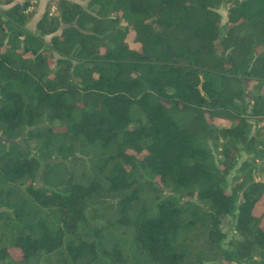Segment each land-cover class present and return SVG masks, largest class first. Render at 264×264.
Here are the masks:
<instances>
[{"label": "trees", "instance_id": "obj_1", "mask_svg": "<svg viewBox=\"0 0 264 264\" xmlns=\"http://www.w3.org/2000/svg\"><path fill=\"white\" fill-rule=\"evenodd\" d=\"M0 6V264H264V0Z\"/></svg>", "mask_w": 264, "mask_h": 264}, {"label": "rangeland", "instance_id": "obj_2", "mask_svg": "<svg viewBox=\"0 0 264 264\" xmlns=\"http://www.w3.org/2000/svg\"><path fill=\"white\" fill-rule=\"evenodd\" d=\"M84 7L87 6V1L88 0H79ZM219 13L221 14L222 16V25H224L227 21V9L225 8H220L219 9ZM34 20L33 22L31 21V23L29 24V29H33V26H34ZM223 125H226L227 123L226 122H223L222 123ZM213 147V150H214V153L216 155V157L218 156L217 155V151L215 150L214 146ZM249 158L248 155H246L245 153L242 154L240 160H239V164L236 168V171H234L231 176H229L228 180H229V183L232 184L233 183V180H234V177L237 175V172H238V169L241 167V164L247 160ZM257 169H255V177L256 179H258L259 181H262L264 182V161H259L257 162ZM263 204H264V201L260 202V204L258 205L257 207V211H261V209L263 208ZM222 229L224 232H226L228 234V241L229 239H231L232 237H234L235 235V232H234V219L232 217H224L223 218V222H222V225H221ZM227 243V242H226Z\"/></svg>", "mask_w": 264, "mask_h": 264}, {"label": "crops", "instance_id": "obj_3", "mask_svg": "<svg viewBox=\"0 0 264 264\" xmlns=\"http://www.w3.org/2000/svg\"><path fill=\"white\" fill-rule=\"evenodd\" d=\"M17 1H19V2H21L22 0H17ZM51 0H34V3H36L37 4V10H36V13L34 14V16H33V18H32V22H33V20H34V26H33V29H30V30H35V28H36V25H37V23H38V21L44 16V14L46 13V7H47V5L49 4V2H50ZM74 1H76V2H78V3H80V4H82L79 0H74ZM87 3H88V1H87ZM83 5V4H82ZM0 7H3V8H5L6 6H0ZM31 9V8H30ZM52 12L54 11V7L52 8V10H51ZM31 21H30V23H31ZM29 23V24H30ZM29 24H28V28H30L29 27Z\"/></svg>", "mask_w": 264, "mask_h": 264}, {"label": "water", "instance_id": "obj_4", "mask_svg": "<svg viewBox=\"0 0 264 264\" xmlns=\"http://www.w3.org/2000/svg\"><path fill=\"white\" fill-rule=\"evenodd\" d=\"M169 49V48H168ZM170 52L173 54V51L172 50H170ZM174 55V54H173Z\"/></svg>", "mask_w": 264, "mask_h": 264}]
</instances>
